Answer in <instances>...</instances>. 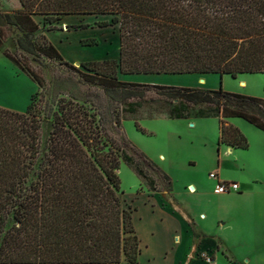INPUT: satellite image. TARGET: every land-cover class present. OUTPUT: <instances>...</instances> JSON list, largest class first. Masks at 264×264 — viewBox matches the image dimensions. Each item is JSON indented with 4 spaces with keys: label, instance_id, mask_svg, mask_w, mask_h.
Returning a JSON list of instances; mask_svg holds the SVG:
<instances>
[{
    "label": "trees",
    "instance_id": "16d2710c",
    "mask_svg": "<svg viewBox=\"0 0 264 264\" xmlns=\"http://www.w3.org/2000/svg\"><path fill=\"white\" fill-rule=\"evenodd\" d=\"M17 1L19 8L5 10L2 17L23 31L16 42L20 51L60 61L113 99H141L146 89H154L171 119H217L218 153L221 145L248 147L228 119H242L264 132V99L221 87L118 79L264 74V0ZM68 16H108L110 21L102 25L117 27L118 59L81 62L76 68L45 36L34 40L36 17L51 31ZM3 55L19 67L6 52ZM20 69L41 87L27 68ZM46 118L51 119V130L41 145L40 112L33 103L24 113L0 107V264H140L133 211L119 197L121 163L142 177L132 156L121 144L104 139L100 120L71 102L61 100Z\"/></svg>",
    "mask_w": 264,
    "mask_h": 264
},
{
    "label": "rangeland",
    "instance_id": "374dc122",
    "mask_svg": "<svg viewBox=\"0 0 264 264\" xmlns=\"http://www.w3.org/2000/svg\"><path fill=\"white\" fill-rule=\"evenodd\" d=\"M18 8L19 3L17 0H0V107L24 113L26 108L33 103L40 112L39 139L41 145L45 144L51 130V119L46 118L48 111L49 109L55 110L61 100L84 108L96 120H100L102 137L121 144L142 172V177L137 178L135 173L123 163L120 164L118 170L122 191L119 197L122 205L133 211L134 227L141 240L142 255L139 256V263L149 264V256L155 264H174L177 259L182 260L185 256L186 262L191 260L188 254L192 251L191 244L192 242H198L197 237L200 236L193 222L185 221V224L190 235L194 237L186 241L183 247L180 246L182 243H178L169 253L161 254L162 251L169 249V241L160 244V241L155 243L151 240L149 230H152V228L147 222L146 211L138 209L136 212L135 210L136 199L144 192H148L150 196L159 197L161 203L166 205V200L161 195L163 192H168L171 185L167 177L142 159V153L136 149V146H146L155 150L166 151L165 136L175 126H181V128H185V132L190 134L183 139L193 143L187 147V154L198 155L202 145H206L208 149L207 160H209L210 157L216 155V147L213 148L211 145V141H213L212 125L206 123L201 128L197 125L193 129L186 122H152L148 119L163 113L166 107V102L154 89H146L144 97L141 99L124 101L119 100V98L113 99L102 86L84 81L76 72L71 71L60 61L47 58L39 52L30 55L20 51L16 42L23 31L16 26L8 25L2 17L5 10H16ZM109 21L108 16H68L62 17L55 24V29L48 31L47 27H42V19L36 17L35 22L38 23L39 30L35 33L34 40L36 41L41 35L45 36L59 51L62 58L76 68H79L81 62L118 59L119 39L117 27H103L102 25L103 22ZM78 26L86 27L84 29L76 28ZM4 52L15 60L19 67L6 59L3 55ZM22 67L27 68L41 82V87L31 83V80H26V71L21 70ZM135 78L118 76L121 82L145 84L139 83L142 77ZM214 78H216V81L210 79L205 82L208 87H214L215 89L221 87L226 92L264 99V74L242 75L235 79L229 76ZM241 80L245 82L244 86L238 84ZM166 82H171V80L167 79ZM26 100L27 106L24 107ZM237 122L253 132H257L254 127L242 119H237ZM149 130L154 134L149 135ZM246 138L252 152L261 151L260 154L263 157L259 160L249 159L251 162H249L248 168L242 171L240 177L243 180L245 178L249 180V177L254 175L259 177L260 180L252 183L254 188L250 189L247 196L249 202H245V204L239 202L235 206H231V204L228 206L230 208L228 214H223L224 216L226 214L225 219L227 221L224 229L217 230L215 227L216 215H214V220L211 222H203L198 218V223H196L199 229L212 231L213 233L218 231L221 235L218 254L215 252L212 255L209 253L202 254L194 251L192 255L199 260L211 262V257L218 255V264H264V144H255L251 138ZM175 150L179 151L178 148ZM223 173L229 176V168H225ZM174 175L179 176L178 182L174 183V189L178 193V201L181 206L186 211L190 210L191 204L194 208L199 209L201 198L194 197L191 200L186 189L194 191L193 188L184 189L183 185L186 186L185 183L191 181L197 183L206 192L214 183L213 180L208 178L206 163L198 161L194 170L188 173L180 171L174 173ZM202 198V200L206 199L205 197ZM245 205L250 208L247 216H244ZM210 210L217 214V210H213V208H210ZM172 212L176 214L174 211ZM224 216L219 219L223 220ZM211 223L214 225L213 228ZM10 225L11 222L9 221L7 227ZM160 233L165 236L167 232L161 230ZM145 246H147V250H145ZM199 247L202 248V243ZM184 253L186 254L184 255ZM153 261L151 260L152 263ZM193 262L195 261L193 260ZM193 262L190 264H198ZM178 264L183 263L179 262Z\"/></svg>",
    "mask_w": 264,
    "mask_h": 264
},
{
    "label": "crops",
    "instance_id": "0c3cea01",
    "mask_svg": "<svg viewBox=\"0 0 264 264\" xmlns=\"http://www.w3.org/2000/svg\"><path fill=\"white\" fill-rule=\"evenodd\" d=\"M59 52V51H58ZM25 76V75H24ZM123 76V75H122ZM242 75H239L240 77ZM26 77V76H25ZM127 78H134L135 77H142V80H138L139 83H145L149 85H158V86H172V87H184V88H200V89H215L214 87H208L206 85L207 80L216 81V78L219 77L218 75H198V74H191V75H129L124 76ZM145 79V80H144ZM169 79L171 82H166ZM26 80L30 81L28 77ZM173 80V81H172ZM176 81V82H175ZM31 83H33L31 81ZM34 84V83H33ZM241 86L245 85L243 80L239 81L238 83ZM36 85V84H35ZM36 87V86H35ZM32 93V92H31ZM30 93V94H31ZM28 95V97L30 96ZM27 97V98H28ZM27 100L25 102L24 107L27 106ZM23 107V108H24ZM239 118H231L228 119V122L233 126L237 127L240 132L253 140L255 144H264V132L256 129L257 132H253L246 126L237 122ZM152 122H171V123H183L186 122L190 124L191 128H196L197 125L201 128L206 123L212 125V140L211 145L216 147V155L212 158H208V149L206 145H202L200 148L198 155L187 154V147L192 145V142L187 141V138L190 134L189 132H185L181 126H175L174 129H171L165 136V141L167 143V150H155L154 148H148L146 146H136V149L142 153L141 155L146 158L147 161L152 163V165L159 170L165 177L170 180V188L168 192H163L162 197L166 200L165 204L161 203V200L157 196H150L148 192L141 193L138 198L136 199L135 210L137 212L138 209L145 210L148 216L147 222L152 230H149V237L155 243L160 241V244H165V242L169 241V249L164 250L161 254L169 253L170 250L176 247L178 243H182L180 246L183 247L184 243L188 241L190 238L194 237L190 235V232L187 230L188 227L185 224V221L193 222L196 231L200 233V236L197 237L199 239L198 242H192L191 248L192 251L189 254V258L191 260L185 261L186 256L183 257L182 260L177 259L174 264H178L179 262L183 264H190L193 260L198 264H218V255L211 257V262H206L203 260H199L193 256V252H201L202 254H213L214 252L218 254L219 248V241H220V234L218 231L214 233L212 231H203L198 227V218L203 222L213 221L214 215L217 216L216 225L215 227L217 230L224 229L227 223L225 216L228 214L227 212L230 210L228 207L230 204L231 206H235L237 203L241 202L245 204V202H249L247 200L248 193L250 189L254 188V182H259L260 178L254 175L249 177L248 179H242L240 174L242 171L248 168L249 159H256L262 158L263 155L261 151L256 150L252 152L249 143L248 147L244 150L242 149H233L227 147L225 145H221L219 149V153L217 152V138L219 135V128H218V121L215 118H194L190 117L188 119H171L166 113H160L151 119H148ZM244 121V120H243ZM247 123V122H246ZM252 126V125H251ZM183 127V126H182ZM253 127V126H252ZM149 135L154 134L151 130L148 131ZM249 134V135H248ZM251 136V137H249ZM245 137V138H246ZM247 139V138H246ZM248 142V140H247ZM250 142V141H249ZM178 148L179 151H176L175 147ZM251 151V152H250ZM222 155V156H220ZM201 158V160H200ZM199 159V160H198ZM230 159V160H228ZM206 163L207 171L216 172L218 175L219 180L227 181V182H236L239 185V192L232 193V194H225V195H214L212 193L213 185L209 187V189L205 192L203 191L197 183L187 182L186 188H193L186 189L188 195H190L191 200L195 198H201V207L199 209L194 208L191 204L190 210H185L178 201V193L175 192L174 183L178 182L179 176L174 175L177 172H186L192 171L196 168L198 161ZM207 160V162H206ZM225 168H229L230 174L227 176L223 173ZM138 182V181H137ZM190 190V191H189ZM165 193V195H164ZM161 197V198H162ZM205 197L206 199L202 200ZM210 208L213 210H217V214H214L213 211L211 212ZM134 210V211H135ZM250 208L245 205L244 206V216L249 214ZM174 211L176 214H174ZM224 213L225 216L223 215ZM224 216L223 220L219 219L220 217ZM228 216V215H227ZM197 222V223H196ZM152 223V224H150ZM211 226L213 228L214 225ZM161 230H164L166 235H162L160 233ZM139 237V236H138ZM167 238V239H166ZM201 239V241H200ZM140 240V238H139ZM202 243V248H200V244ZM141 244V240H140ZM145 250H147V246H145ZM186 253H184L185 255ZM142 253L140 254L141 257ZM149 256L148 263L155 264L153 259ZM150 260V261H149ZM153 261V263L151 262ZM185 261V263H184ZM193 262V263H195Z\"/></svg>",
    "mask_w": 264,
    "mask_h": 264
},
{
    "label": "built area",
    "instance_id": "2783aa9c",
    "mask_svg": "<svg viewBox=\"0 0 264 264\" xmlns=\"http://www.w3.org/2000/svg\"><path fill=\"white\" fill-rule=\"evenodd\" d=\"M208 178L214 181L212 190L214 195H225L239 192V185L236 182L219 180L216 172L208 173Z\"/></svg>",
    "mask_w": 264,
    "mask_h": 264
}]
</instances>
